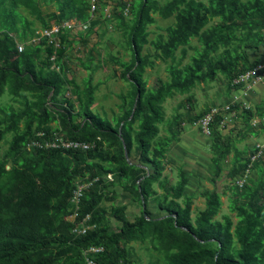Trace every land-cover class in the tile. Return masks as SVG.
Here are the masks:
<instances>
[{
  "label": "trees",
  "instance_id": "16d2710c",
  "mask_svg": "<svg viewBox=\"0 0 264 264\" xmlns=\"http://www.w3.org/2000/svg\"><path fill=\"white\" fill-rule=\"evenodd\" d=\"M52 4L58 11L50 14L54 24L89 18L86 0H0V96L7 92L21 102L20 108L0 106V141L12 133L0 156V264H85L82 252L91 245L103 246L94 255L97 263L130 264L125 244L146 239L163 252L160 264H264V155L252 164L242 187L231 188L227 208L235 220L229 213L216 219L222 195L215 184L199 193L204 207L192 215V196L184 193V172L177 170L175 182L164 174L169 146L182 131V115L175 111L166 117L163 110L167 98L189 93L219 74L232 88L234 76L258 63L251 56L264 48V0H167L164 4L133 0L129 20L116 14L118 24L125 26L130 50L129 60L121 62V75L129 88L118 95V112H112L111 118L92 111L96 85L91 74L79 87L59 63L66 33L72 29L59 33L58 71L50 69L54 47L45 39L25 43L23 51H17L14 36L25 42L31 32L20 8L45 28L48 23L41 8ZM155 13L172 17L173 23L165 35L149 40L147 26L154 22ZM192 39L199 47H193L194 53L180 66ZM147 44L153 46V54L143 53ZM155 59H169V79L158 80L148 89L143 74ZM66 85L71 86L76 110L64 96ZM253 107L237 110L233 120L240 119L250 134L261 135L264 126L252 128L249 120L264 115V100ZM221 118L217 115L211 124L212 183L230 153L229 176L236 180L254 151V145L248 154L246 147L238 149L232 139L224 140L223 131L213 128L220 126ZM37 131L95 145L85 151L27 150L26 142ZM79 175L96 178L84 191L80 214L90 212L94 220L101 218L105 210L99 202L115 201L117 189L138 206V213L129 219L125 206L113 202L109 216L116 226H98L91 219L92 229L73 234V223L66 217L72 212L69 199Z\"/></svg>",
  "mask_w": 264,
  "mask_h": 264
},
{
  "label": "rangeland",
  "instance_id": "374dc122",
  "mask_svg": "<svg viewBox=\"0 0 264 264\" xmlns=\"http://www.w3.org/2000/svg\"><path fill=\"white\" fill-rule=\"evenodd\" d=\"M90 1L91 0H86L89 6L87 10L89 16L87 20L88 26L86 28L76 26L66 33V42L64 43L63 48L64 52L59 59V63L61 64V67L64 68L65 76L73 79L79 87L82 86L83 80L87 74H91V83L96 85L94 92L95 101L91 107L92 111L100 115L102 118H104V116L111 118L112 112H118V105L120 103L118 95L125 93L129 88L127 81H125L121 75V62L129 60L130 50L126 42V36L123 32L125 26L118 24L116 14L121 13L125 21L129 20L131 18L130 8L133 0H95V10L92 14L90 13ZM156 1L158 4H164L167 0ZM41 9L48 26L56 23L50 16L52 13L58 14V11L53 4L44 5ZM20 11L31 24V32L27 34L26 37V41H28L32 36L36 35L41 29H43V26L24 8H20ZM153 17L155 19L154 22L147 26V29L149 30V40L155 39L158 34L165 35L166 27L173 23L172 17L162 18L157 13L153 14ZM14 37L17 43H24V41H20L17 36ZM193 47H199V44L195 39H192L187 47V54L180 66L188 61L189 55L194 53ZM145 52L153 54L155 51L152 45L147 44L144 45L143 53ZM179 55L180 52L176 51V56ZM90 59L91 62H89ZM255 59H257L258 62L264 60L262 57H257ZM169 63V59L165 61L155 59L154 64L151 67H146L143 77L148 89L155 87L158 80L167 81L169 79L167 70ZM83 64L86 65L87 68ZM212 84L215 85L216 89L207 95L203 93L204 87L202 88L200 84H197L189 93L183 95L175 94L174 96L167 98L163 103L165 116L170 117L175 111H177L182 115V120L189 123H195L210 106L220 102V100L223 99L225 95L227 96L231 91L230 86L227 85L226 79L220 74L216 76ZM218 87H220V90ZM63 93L64 96H69L70 103L74 110H76L77 101L75 96L71 93V86L66 85ZM187 97L189 100L186 99ZM20 103L21 102L17 97L9 95L7 92H4L0 96V106L11 104L14 108H20ZM80 119L81 118H78V120ZM230 121L231 120L226 122L223 126L214 125L213 128L216 129L217 132L222 130L223 134L221 137L224 140L229 138L232 139V142L238 149L246 147L249 154L253 149V145L259 138V134H250L247 127L245 128L240 119ZM51 125L53 127L55 126L54 123H51ZM21 129L22 122L18 124L16 132H20ZM11 136L12 133H6L4 138L0 141V156L6 150ZM209 153L211 155V144L209 147ZM134 154L135 153L132 155ZM243 157L247 159L248 155L244 154ZM230 159L231 153L222 162V169L219 176L215 178V183L210 182V177L213 176V167L212 172L207 178L202 180V184L198 187V193L195 195V206L192 209V215L203 205V198L199 195V192L204 189H212L215 184L218 186L222 195V206L216 219H220L221 215L224 213H229L233 220H235L233 214L230 213L227 208L231 188L236 185V180L229 176ZM170 164L172 168H169ZM6 168H9V165H6ZM166 168L167 172L165 171ZM252 168L253 165H251V169L247 176L250 175ZM165 170V174L169 177L170 181L175 182L177 179V169L174 164L166 161ZM243 172L244 170L239 176H241ZM83 178L85 177L79 175L75 180H81ZM112 204V200L106 199L99 202L98 207L105 210L99 219L94 220L93 214L90 212L88 213L96 225L109 228L116 226L112 223L111 217L109 216L113 209ZM133 216L134 215L132 214V217ZM155 245L156 246L150 244L148 239L126 243L125 249L129 253L128 257L130 264H160L162 262L163 252L160 251L157 244Z\"/></svg>",
  "mask_w": 264,
  "mask_h": 264
},
{
  "label": "built area",
  "instance_id": "2783aa9c",
  "mask_svg": "<svg viewBox=\"0 0 264 264\" xmlns=\"http://www.w3.org/2000/svg\"><path fill=\"white\" fill-rule=\"evenodd\" d=\"M95 10V0L90 1V13L92 14ZM76 26L86 28L88 26V21L80 22L75 18H69L64 20L60 24H52L48 27L41 29L36 35L32 36L28 41L24 43L16 42V49L18 52H22L25 43H38L42 39L47 40L54 47V52L50 55V69L58 71L60 69V64L57 61L56 49L60 47L59 33L63 29H73ZM264 32V28H263ZM236 89L240 91V95H234L229 101L218 102L210 106L208 110L199 117L194 123L200 131L207 137H211V124L217 115L222 118L220 120V125H225L226 122L233 119L237 110H254L253 105L247 101L244 97L256 84H264V61H260L253 67L238 73L234 76L230 83ZM237 104V108L233 106ZM249 125L252 128L259 129L264 126V115H253L249 120ZM262 137H264V129L262 131ZM93 141H81V140H71L67 139L57 132H53L48 135L44 131H37L35 136L28 140L25 144L28 150L32 149H59V150H88L94 147ZM264 155V140L256 141L254 144V151L249 155V161L244 169V172L239 176L235 183L238 187L246 182L247 174L251 169V165L262 158ZM107 178L111 179V175L107 174ZM96 179V178H95ZM95 179H89L87 177L81 180H75L73 188L70 195V204L72 212L66 217L73 223L72 233L75 235H84L88 230L92 229L95 224H91V218L88 213L80 214L81 200L84 191L87 190L93 183ZM103 251V246L101 245H91L83 249V257L85 264H102L97 263L94 259V255ZM113 264H126L123 261H118Z\"/></svg>",
  "mask_w": 264,
  "mask_h": 264
},
{
  "label": "crops",
  "instance_id": "0c3cea01",
  "mask_svg": "<svg viewBox=\"0 0 264 264\" xmlns=\"http://www.w3.org/2000/svg\"><path fill=\"white\" fill-rule=\"evenodd\" d=\"M257 57H262L264 59V48H260L256 54L251 56V59L253 60ZM212 83L213 81L200 84L202 88L204 87L203 93H205V95L215 91L216 87ZM220 87H218L219 90ZM234 95H240V91L232 87L229 94L227 96L225 95L220 102L229 101ZM244 98L253 106L261 103L264 100V84L254 85ZM231 121H233V119H231ZM181 129L182 131L179 139L171 143L169 146V150L166 154V161H169L170 163L172 162L177 170L180 168L187 177L184 193L192 196L193 209L195 206V195L198 193L199 185L202 184V180L206 179L212 172L213 165L209 153L211 138L204 135L194 122L189 123L183 120L181 123ZM260 140H264L262 135H259V138L257 139V141ZM169 168H172L171 164L169 165ZM165 171L167 172V168ZM113 202L116 206H125L126 216L129 219L133 218L132 214L135 215L138 213V206L129 199V196L125 192L120 191V189L116 190V199ZM202 203L203 205L199 209L204 207V199ZM153 204L154 203L150 201V208L154 207Z\"/></svg>",
  "mask_w": 264,
  "mask_h": 264
}]
</instances>
